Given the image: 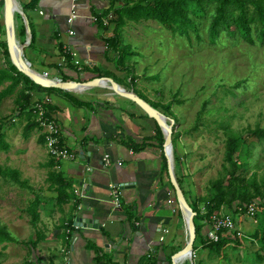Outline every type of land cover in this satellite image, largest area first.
Returning a JSON list of instances; mask_svg holds the SVG:
<instances>
[{"label":"crops","instance_id":"1","mask_svg":"<svg viewBox=\"0 0 264 264\" xmlns=\"http://www.w3.org/2000/svg\"><path fill=\"white\" fill-rule=\"evenodd\" d=\"M25 1L19 0L21 6ZM106 2L37 0L27 10L34 32L33 63L36 65L30 63L48 76L61 79L63 72L68 75L67 79L77 80L111 76L121 86L133 89L150 100V95L136 82V76L133 75L132 79L126 75L128 70L118 68L105 54L103 36L112 33L110 25L105 28L103 23L93 20L92 15L100 13L107 6ZM72 11L76 15L69 24L67 18ZM70 27L72 33L69 32ZM63 50H75L80 63H74L71 58L73 66L66 64ZM109 54L112 56V50ZM121 64L132 65L134 72L133 62L126 60ZM104 83L85 91L63 88L67 92L33 90L35 98H48L54 105L53 116L60 124L61 139L77 153V157L59 160L58 168L69 181L68 191L72 195L58 208L52 199L56 192L51 189L47 201L57 212L54 225H48L41 218V199L37 223L42 220L43 229L38 230L45 235L36 244L38 252L41 251V260L27 258V264H157L158 260L178 264L172 255L185 245L188 231L182 210L167 200L168 197L176 200V195L168 169H162L161 148L148 139L155 133L156 121L135 101L104 88L107 85L106 81ZM66 93L84 103H74ZM129 137L136 142L145 139L147 143L142 149L134 150L124 144ZM180 143L177 151L182 156ZM106 152L112 159L109 165L102 163V155ZM182 161V158L180 163L175 164L174 161V173L186 199L188 196L192 201L195 189H198L195 177L186 174ZM110 184L118 185L119 206L114 205L111 199ZM192 185L196 186L195 189ZM75 202L77 204L73 206ZM78 215L91 217L98 226H74ZM62 218L72 219L70 232L66 231L70 226L61 225ZM5 225L11 232L9 225ZM203 228L204 224L200 229L202 235ZM194 239L195 250H201L208 259L205 264L217 259L215 255L208 258L210 251L201 246L203 243L199 236ZM179 264H187V261Z\"/></svg>","mask_w":264,"mask_h":264},{"label":"rangeland","instance_id":"2","mask_svg":"<svg viewBox=\"0 0 264 264\" xmlns=\"http://www.w3.org/2000/svg\"><path fill=\"white\" fill-rule=\"evenodd\" d=\"M119 1L123 0H115L114 5ZM1 2L0 39H5ZM106 3L108 5L109 0ZM212 9V6L207 7L205 14L192 16L196 29H189L188 35L173 33L153 18L127 19L121 26L123 42L129 43L136 51L124 59L134 63L136 82L150 95V100L160 104L158 108L167 117L177 119L173 123V130L181 135L177 140L172 134L173 141L176 151L181 142L182 165L187 175L195 177L197 187H191H196L198 191L194 188V198L205 194L210 181L220 175L229 133H242L246 144L255 141L252 151L248 155L244 152L239 160L245 161L248 173L255 171L258 180L264 178V143H259L256 136L246 129L256 125L264 127V44H250L224 33L216 41H210L208 24ZM14 19L16 38L22 42L26 39V32L20 34L18 31L24 23L20 12H16ZM114 24V20L109 23L111 31ZM28 44L23 47V53L35 66L34 47ZM6 64L7 55L3 45H0V66ZM103 87L113 91L107 86ZM15 96L16 93H12L0 102V131H3L4 139L9 144L7 148L0 149V167L18 168L23 182L12 181L0 174V222L9 225L17 238L16 241L0 242V264H27V258L40 259L41 251L38 252L37 247L30 248L27 242L34 239L36 229H43L42 220L34 226L26 211L35 193L45 202H41L39 207L41 218L48 225H54L57 221V212L47 201L52 193L46 180L49 168L46 163L51 155L38 141L40 134L35 128L28 137L23 136L26 118L18 115ZM167 102L170 103L169 110L164 108ZM203 103L202 123L192 129L197 120L196 113ZM189 130L191 133H188ZM237 202L234 199L232 204ZM224 204L223 209L229 211ZM257 214L239 220L242 234L236 236L234 242H229L222 254L208 252L211 255L208 258L213 255L217 257L208 264H264V256L260 259L257 257L263 252L261 243L250 234L254 229L261 234L264 229V225L259 224L262 222L263 206L259 205ZM234 217L240 219L241 216L234 214ZM195 259L196 264H205L208 260L201 250L195 252Z\"/></svg>","mask_w":264,"mask_h":264},{"label":"trees","instance_id":"3","mask_svg":"<svg viewBox=\"0 0 264 264\" xmlns=\"http://www.w3.org/2000/svg\"><path fill=\"white\" fill-rule=\"evenodd\" d=\"M37 0H27L22 2V8L25 12L29 25H30V42L28 45H32L34 41V32L31 25L30 18L27 10L35 5ZM115 0H109V4L96 15L98 16V22L103 23L102 16L112 14L109 18V23L114 20V26L112 33L103 36L105 41V54L107 57H111L114 60L118 68L128 70L126 75H130L133 79V66L124 65L121 62H125V57L131 55L136 51L133 50L129 43L123 42L121 38V26L127 19L139 20L140 18H153L162 23L167 29H170L173 33L188 35V30H195V23L192 16L205 14L207 7L212 6V15L208 24V36L210 41H216L222 34L231 36L234 38H241L250 44L260 42L264 44V0H123L119 1L117 5H114ZM1 20V19H0ZM2 21V20H1ZM0 21V25H1ZM109 23H106L104 27H109ZM1 29V28H0ZM20 34H24L25 25L18 30ZM1 32V31H0ZM0 45H3V51L7 55V64L0 66V102L6 96L16 93L14 98L15 103L18 106V115H23L26 118V123L23 128V136L28 137L37 122L33 118L32 108L35 101L33 90H62V88L54 86H43L28 75L24 74L11 62L7 50L5 39H0ZM60 50H62L60 42H58ZM112 50V56H109ZM65 61L69 66H73L70 62L71 55L67 50L62 51ZM69 78L64 72L62 79ZM79 79V76H78ZM77 80V79H76ZM82 80V79H81ZM79 81V80H78ZM238 81L235 83V85ZM67 92L66 90H62ZM66 96L74 103L83 104L84 102L77 99L70 93H66ZM39 97L38 99H40ZM148 100L152 105L159 107V103ZM45 106L48 111L47 114L53 116L54 105L49 101H45ZM165 109H170V103L164 105ZM205 109V103L201 105L196 113V122L191 127L196 129L201 123L202 113ZM174 119V118H173ZM177 121V119H176ZM174 119V123H176ZM0 122V126H1ZM191 129V130H192ZM247 131L256 136V140L259 143H264V127L256 125L254 127H246ZM188 133H191L189 130ZM172 134L175 139L178 138L180 132L173 130ZM172 135L173 144V157L175 164L180 163L181 156L177 153ZM38 141L43 143V135L38 136ZM152 139L161 148L162 169H167L166 156L162 150L163 145V133L156 122V129L154 135L148 137ZM146 140L136 142L131 137L124 144L134 150H140L146 145ZM255 145V141L247 142L242 137V133H229L225 141V149L223 153V161L221 163L220 175L210 181V186L206 189V193L198 195L194 200L188 201L191 207L195 210L193 216L195 226V238L200 237L203 246H206L208 251H215L216 255L222 254L224 247L229 242H234L237 237L222 235L218 240L206 241L201 233V218L202 214L199 210V204H203L207 213L213 209L219 208L222 204H226L231 211L236 209L233 207L232 201L235 199L239 204L242 203H255L259 208L263 206V214L259 224L264 225V178L258 180L255 171L248 173L245 166V161L241 162L239 159L243 156L244 152L248 155ZM264 145V144H263ZM8 142L4 139L3 131H0V149L1 147L7 148ZM49 166L46 180L48 181V187L56 192V195L52 198L58 208L62 207V204L72 195L68 191L69 181L64 177L62 171L58 168L59 160L50 156L49 161L46 163ZM0 174L12 181L22 183V179L19 177V169L16 167H0ZM179 182V178H177ZM183 192L184 189L180 184ZM172 189L174 190L173 186ZM258 198V199H256ZM41 196L38 193L34 194V197L29 201L26 211L30 214V219L33 225L37 224L40 219L38 206L41 202ZM188 200V199H187ZM77 203L75 202L73 206ZM224 204V205H225ZM207 215V214H206ZM256 215H258L256 213ZM255 215V216H256ZM66 222V223H64ZM72 219H61V225L72 226ZM258 229L251 231V235L259 239L261 247L263 249L262 255L257 254V257L264 256V229L262 228L261 234H258ZM44 233L36 229L34 239H29L27 242L30 248L36 247L39 239L44 237ZM17 238L9 231L5 223L0 222V242L3 241H16ZM196 240V239H194ZM195 248V246H193ZM211 256V255H210ZM151 263V262H150ZM143 264H149L143 263ZM153 264V263H152Z\"/></svg>","mask_w":264,"mask_h":264},{"label":"water","instance_id":"4","mask_svg":"<svg viewBox=\"0 0 264 264\" xmlns=\"http://www.w3.org/2000/svg\"><path fill=\"white\" fill-rule=\"evenodd\" d=\"M2 2V19L5 30V41L7 45V50L9 54V58L11 62L17 67L18 70L28 75L35 82L43 85V86H54L63 89H70L76 84H83L87 87H92L95 85H102V80L106 79L111 84V89L117 94L123 95L133 101H135L143 111L149 116L153 117L155 121L160 126L163 133V151L166 156L167 161V169L169 173L170 182L174 188V192L176 195L177 204L182 210L184 217L186 219V227L188 231V237L185 245L181 250L177 252H186L190 251L193 248V241L195 238V226L193 216L195 214V210L191 207L190 203L187 201L184 192L179 185V182L174 173V157H173V147H172V132H173V123L174 119L172 117H167L158 107L152 105L148 100L140 96L133 89H127L121 86L113 77L111 76H93L91 78H85L82 80L76 79H61L58 77L48 76L43 71H39L31 66L30 60H28L24 55L22 57V51L20 52V56L15 54V19L13 14L14 0H1ZM21 5V4H20ZM23 22L25 25V32L27 39H24L21 42L22 48L30 42V25L27 19L25 12L21 6L19 10ZM21 48V49H22ZM83 78V76H81ZM183 209L187 210V214L185 215ZM75 222L81 226H98L96 221H91V217L86 215H78L76 217ZM173 253L172 258L174 261V256L177 253ZM172 261V262H173ZM157 264H167V261L158 260ZM173 264V263H172Z\"/></svg>","mask_w":264,"mask_h":264},{"label":"built area","instance_id":"5","mask_svg":"<svg viewBox=\"0 0 264 264\" xmlns=\"http://www.w3.org/2000/svg\"><path fill=\"white\" fill-rule=\"evenodd\" d=\"M76 14L72 11L69 17L67 18V22L70 24L71 20ZM112 14L109 13L107 16H102L101 20L103 23H108L109 18H111ZM93 20H97L98 16L96 14L92 15ZM69 32L72 33L73 29L70 27ZM71 58L73 59V62L76 64L80 63V60L78 57H76L77 52L75 50H67ZM44 72V71H43ZM46 73V72H44ZM47 74V73H46ZM45 101H48V98H36L33 104L32 113L33 118L37 122V125L34 127L35 130L43 135V144L46 148V151L48 154L53 156L54 158L58 160L62 159H75L77 157V153L70 149L61 139V127L60 124L57 122V120L54 118V116H49L47 114V107L45 106ZM112 162V159L110 157L109 153H104L102 155V163L104 165H109ZM118 163L121 161L118 159ZM111 187V199L114 203V205L119 206L120 205V190L118 188L117 184H110ZM78 195H81V192L78 191ZM168 202L171 204L179 205L177 204V200H175L174 197H168ZM80 206V205H79ZM233 207L236 209L235 211H225L223 209V206L221 205L217 209H213L209 213H207V209L203 204H199V210L202 214L201 222L204 224L203 228V236L206 241H215L220 238L222 235H228V236H239L242 234V230L239 228V220H241L243 217L246 218H252L253 216L258 213V207L255 205V203H242L239 204L234 203ZM180 208V207H179ZM207 214V215H206ZM234 214H240V219H237L234 217ZM184 215V214H183ZM74 225V224H73ZM74 226H78V224L75 223ZM72 229V226L68 227L66 229L67 232H70ZM163 230H166V228H163ZM161 236L160 238H162ZM195 249L192 248L190 251L186 252H177L174 256V260L176 263H183L187 261V264H196L197 261L195 259Z\"/></svg>","mask_w":264,"mask_h":264},{"label":"bare ground","instance_id":"6","mask_svg":"<svg viewBox=\"0 0 264 264\" xmlns=\"http://www.w3.org/2000/svg\"><path fill=\"white\" fill-rule=\"evenodd\" d=\"M20 8H21V5H20V2H19V0H14V7H13V14L15 15V12H14V10L16 11V12H19V10H20ZM16 27V26H15ZM16 30V29H15ZM15 37H16V31H15ZM28 37H26V39H27ZM22 48V46H21V42H19L18 40H17V38H16V42H15V48H14V51H15V54L17 55V56H20L21 54H20V52L22 51V53H23V48ZM23 55H24V53L22 54V57H23ZM103 82H102V85H104L105 83V81H107L108 82V85H106L107 87H109V88H111V84H110V82L108 81V80H106V79H103L102 80ZM71 89H73V90H78V91H85V90H87V89H89V87H87V86H85V85H83V84H76V85H74ZM183 211H184V213H185V215L187 214V210L186 209H183ZM243 237H246V236H243ZM249 238V237H248ZM195 246V245H194ZM195 249V248H194Z\"/></svg>","mask_w":264,"mask_h":264}]
</instances>
